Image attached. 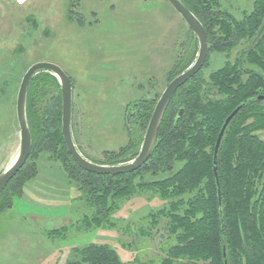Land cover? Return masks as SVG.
I'll list each match as a JSON object with an SVG mask.
<instances>
[{"label": "trees", "instance_id": "1", "mask_svg": "<svg viewBox=\"0 0 264 264\" xmlns=\"http://www.w3.org/2000/svg\"><path fill=\"white\" fill-rule=\"evenodd\" d=\"M180 1L205 27L209 55L203 69L172 98L154 152L140 169L106 176L79 167L62 135L57 78L41 72L30 83L27 118L32 150L1 194L0 210L12 209L15 197H21L27 183L38 176L39 162L46 153L48 162L61 164L90 209L78 223L79 232L115 230L121 204L143 195L160 200L161 206L142 218L148 225L141 230L142 239L151 238L162 226L169 234L165 257L159 262L136 257L124 263L110 245L90 244L74 248V259L68 264H264V139L259 135L264 132V99H258L264 96V0H255L251 11L243 12L240 19L222 0ZM80 2L70 0L73 8ZM69 18L84 24L73 10ZM212 57L224 62L219 69L208 71ZM195 59L194 55L185 58L184 64L177 61L170 81ZM158 100L133 106L127 118L128 132L132 135L137 127L141 137L119 153L105 154L106 162L99 164L128 163L139 154ZM241 105L244 108L228 126L218 154L220 205L215 145L226 119ZM70 227L50 230L47 235L65 238Z\"/></svg>", "mask_w": 264, "mask_h": 264}, {"label": "rangeland", "instance_id": "2", "mask_svg": "<svg viewBox=\"0 0 264 264\" xmlns=\"http://www.w3.org/2000/svg\"><path fill=\"white\" fill-rule=\"evenodd\" d=\"M19 1L0 0V174L19 153L16 101L33 64H56L71 78L73 137L83 156L99 164L105 154L119 153L141 137L137 127L128 132L133 106L159 99L177 61L197 57L196 37L167 0H81L76 8L70 0ZM222 2L240 19L255 0ZM71 10L83 25L69 18ZM222 62L212 57L208 71ZM259 135L264 139V132ZM42 156L38 176L15 197L12 209L0 210V264H68L74 248L90 244L110 245L124 263L165 257L164 226L151 238L140 235L148 227L142 218L160 200L131 198L121 204L115 230L79 232L90 209L61 164ZM65 225L71 226L65 238L47 235Z\"/></svg>", "mask_w": 264, "mask_h": 264}, {"label": "water", "instance_id": "3", "mask_svg": "<svg viewBox=\"0 0 264 264\" xmlns=\"http://www.w3.org/2000/svg\"><path fill=\"white\" fill-rule=\"evenodd\" d=\"M167 1L182 17L196 37L198 41V53L194 63L187 70L169 82L167 88L157 101L139 154L132 161L119 165H102L85 158L79 151L72 132L73 85L70 77L56 64L46 62L36 63L27 70L19 87L16 101V114L20 128V149L14 161L0 174V196L11 180L25 166L31 154L32 133L27 118V98L32 79L41 72H50L57 78L60 84L62 94V135L68 152L79 167L87 172L97 175L117 176L128 174L140 169L151 158L157 144L163 117L172 98L183 85L194 78L203 69L209 55L208 35L200 20L180 0ZM258 99L263 100L264 96H259ZM243 108L244 105H241L229 115L219 133L215 145L214 174L218 186V199L220 205L221 189L217 167L218 154L228 126ZM181 113L182 112H180L179 115H181ZM225 264H227V261H225Z\"/></svg>", "mask_w": 264, "mask_h": 264}, {"label": "bare ground", "instance_id": "4", "mask_svg": "<svg viewBox=\"0 0 264 264\" xmlns=\"http://www.w3.org/2000/svg\"><path fill=\"white\" fill-rule=\"evenodd\" d=\"M26 1L27 0H21V1H19V3L24 4V3H26Z\"/></svg>", "mask_w": 264, "mask_h": 264}]
</instances>
